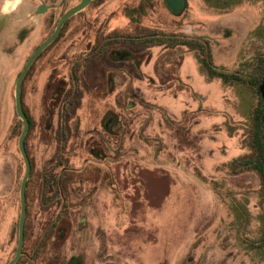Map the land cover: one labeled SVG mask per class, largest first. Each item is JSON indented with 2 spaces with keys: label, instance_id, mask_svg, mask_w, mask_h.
<instances>
[{
  "label": "rangeland",
  "instance_id": "obj_1",
  "mask_svg": "<svg viewBox=\"0 0 264 264\" xmlns=\"http://www.w3.org/2000/svg\"><path fill=\"white\" fill-rule=\"evenodd\" d=\"M88 17L90 37L81 29L63 35L32 62L22 84L32 120L30 244L56 210L40 211L33 197L40 168L55 152L52 83L66 79L73 50L91 46L99 33L127 39L172 30L205 39L223 71L246 72L255 57H264V0H184L176 13L163 0H105L100 7L92 3ZM15 29L11 25L0 42V196L8 194L12 203L7 219H0L10 222L14 240L24 164L13 86L40 40L35 28L13 44ZM78 66L66 162L56 167L63 174L57 184L64 192L55 198L57 209L64 208L63 232L43 258L58 255L61 264H264L256 246L262 229L257 177L234 172L233 165L250 152V89L209 74L196 49L182 43L126 40L91 52Z\"/></svg>",
  "mask_w": 264,
  "mask_h": 264
},
{
  "label": "flooded vegetation",
  "instance_id": "obj_2",
  "mask_svg": "<svg viewBox=\"0 0 264 264\" xmlns=\"http://www.w3.org/2000/svg\"><path fill=\"white\" fill-rule=\"evenodd\" d=\"M104 1L105 0H89L83 7V9L65 19L62 22L57 35L51 41L50 44L53 45L59 42L63 35H67L68 37L73 36L75 34V30L78 29L84 30V34L88 36V30L89 28H91V20H89L88 17L89 7L92 3H95L98 7H100ZM80 2L81 0H0V11L4 7L8 6L9 13L8 23L6 27H4V29H2V31L0 32V42L6 30H8L11 25L16 26V29L13 32V44L15 42H17L18 44L23 43L28 38L29 34L35 28H37L40 40L39 42L34 44L32 48L33 50L39 43H41L45 38H47L51 34L59 17L68 9L74 7ZM29 20H34L36 23V27H33L32 23H30ZM106 39L107 37L105 35L99 33L98 36H95V41L91 44V46H88L87 43H85L84 47H82V49L78 53L76 50H73L71 52V56L67 61V83L69 80V75H72L73 73H77L79 71V67L75 68L76 62L78 63L79 60H81L82 58H87L88 54L93 51H96L98 54L103 52L105 50ZM45 49H43L38 54L35 60H38L39 57H41L43 53H45ZM10 53L11 52H8V54ZM46 56H44L42 59H45ZM12 59L15 60V58ZM30 69L31 68H28L27 71H29ZM67 152L68 149H66V151L64 152L65 158L67 157ZM58 157L59 156L56 154V152H54V154L50 157L53 158L51 164L44 165L43 167H41L37 175V195L33 197V199L34 201H36L38 209L40 211H43L45 208H49L51 206L54 207L53 209L56 210H53L51 212L47 221L43 225L42 223H40L39 233L32 244H30L29 242V237L27 233L29 225V213L32 203L31 196L28 192L29 178L32 176V169H30L29 177L25 185V216L23 223V240L21 252L18 259L13 264H43L44 252L46 250H53V248L50 247L51 239L54 238V235H62V224L60 222L63 219L62 215L64 213V208H61V210L57 209L60 206L55 201L56 194L58 192L63 194L64 192V189L61 186L58 187L57 184L58 180H60L63 176L62 172L57 174L56 167L58 166ZM62 161L66 162L65 159H63ZM8 199V194H3L0 196V201L4 202L2 206L0 204V217H3L4 219H7V217L9 216L8 211L9 209L11 210L12 207V203ZM17 208L18 210L17 220L15 224V240L11 239L10 230H7L6 228L10 222L8 221L5 225L4 221L0 219V264H7L13 258L17 247L19 190ZM6 211L8 212L7 215ZM48 226H51L50 235L46 241H43V232ZM55 256L58 257V255Z\"/></svg>",
  "mask_w": 264,
  "mask_h": 264
},
{
  "label": "trees",
  "instance_id": "obj_3",
  "mask_svg": "<svg viewBox=\"0 0 264 264\" xmlns=\"http://www.w3.org/2000/svg\"><path fill=\"white\" fill-rule=\"evenodd\" d=\"M164 1V0H163ZM165 3V2H164ZM166 5V4H165ZM143 10V5H140L138 11ZM124 37H107L105 41V49L110 46H114L118 42H124L126 40H130L135 42L146 43V45H175L178 43L192 45L201 58L202 64L205 66L209 74L218 75L224 82H237L239 84L246 85L247 88L250 89L254 102L252 104L250 110V119L249 124L246 127V139L249 143L250 152L248 156L241 158L234 162V172H245L251 171L255 174L258 181V188L260 193V208L262 211V229L261 233L257 239L256 246L261 248L264 251V57L263 55H259L255 57L250 64L248 65L246 72L241 71H223L221 69H217L212 61L210 46L205 39L199 37H193L188 34H180L174 32L172 30L166 31H158L152 30L147 35L140 36H127ZM50 44L49 46H51ZM48 46V47H49ZM47 47V48H48ZM46 48V49H47ZM45 49V50H46ZM36 61V60H35ZM34 63V62H33ZM33 63L29 68H32ZM79 67L76 62L75 68ZM30 71V70H29ZM29 71L24 75L21 82V106L25 113V116L29 122V129L24 139V147L26 154L28 156L30 162V169H32L33 165L29 156L28 147H27V139L31 132L32 128V120L23 106L22 101V84L29 74ZM69 80L67 83V79H59L56 82L52 83V79H49V84L52 83L54 91L50 93V98L53 105H56L57 111V121L56 128L54 131L55 138V152H57L58 164L62 165L64 157V152L68 149V135L69 129L66 124V119L70 117L72 114L76 102L77 95L79 93L78 88V75L77 73H73L69 75ZM18 127L17 134L20 131L21 121L17 118ZM50 126V122L48 123ZM53 158H50L47 161V164H51ZM65 163V162H64ZM63 166V165H62ZM51 231V226H48L42 236V240L46 241L49 238ZM61 259L59 257L47 255L43 258V264H61Z\"/></svg>",
  "mask_w": 264,
  "mask_h": 264
},
{
  "label": "water",
  "instance_id": "obj_4",
  "mask_svg": "<svg viewBox=\"0 0 264 264\" xmlns=\"http://www.w3.org/2000/svg\"><path fill=\"white\" fill-rule=\"evenodd\" d=\"M88 1L89 0H81L80 3L68 9L66 12H64L59 17L51 34L47 38H45L41 43H39L27 56L21 69L17 73L15 81H14V86H13L14 111L22 123L21 130H20V133L17 139V149L23 160L24 171H23V175L21 177L20 184H19V219H18L17 247H16L13 258L7 264H13L18 259L20 252H21V246H22V240H23V223H24V216H25V185L29 177V173H30V162H29V159L26 154L25 147H24V139L29 129V122L21 106V91H20L21 82H22L24 75L26 74L27 69L32 64V62L35 60V58L38 56V54L43 49H45L51 43V41L55 38V36L57 35L60 29L62 22L68 17H70L71 15L83 9V7L86 5ZM164 2L166 6L174 13L178 12L184 6V0H164ZM8 18H9V13H8V6H7V7H4L0 11V32L2 31V29H4V27H6L8 23Z\"/></svg>",
  "mask_w": 264,
  "mask_h": 264
}]
</instances>
